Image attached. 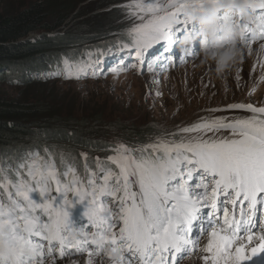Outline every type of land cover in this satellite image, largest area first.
I'll return each mask as SVG.
<instances>
[{
  "label": "snow or ice",
  "instance_id": "obj_1",
  "mask_svg": "<svg viewBox=\"0 0 264 264\" xmlns=\"http://www.w3.org/2000/svg\"><path fill=\"white\" fill-rule=\"evenodd\" d=\"M187 7L189 0H138L129 14L144 22L124 33L129 40L121 48L130 51L119 58L120 71L139 66L140 74L153 72L156 84L158 75L174 63L194 59V54L172 55L178 38L189 29ZM248 32L247 45L264 40V12L257 14L256 28ZM154 45L158 51H149ZM99 54L89 52L86 60L66 57L52 75H104ZM110 70L116 72L115 67ZM229 109L257 115L230 121L201 118L172 133L171 139L161 135L137 148L119 144L108 157L118 173L97 162L102 180L89 172L85 183L73 165L66 166L68 179L62 180L54 161L39 152L25 154L16 164L15 179L0 168V189L7 197L5 202L0 196V264H56L57 255L70 254L66 249L87 251L88 264L101 251L114 264H180L197 250L205 254L204 264H264V107L239 104ZM222 132L230 134L216 135ZM61 162H66L63 153ZM34 192L39 202L31 198ZM53 192L63 196L61 204ZM106 197L118 206L108 207L102 199ZM74 201L86 204L84 217L95 232L72 226L69 209ZM201 236L207 237L202 248ZM90 244L96 249L89 250ZM117 252L118 260L113 255Z\"/></svg>",
  "mask_w": 264,
  "mask_h": 264
},
{
  "label": "trees",
  "instance_id": "obj_2",
  "mask_svg": "<svg viewBox=\"0 0 264 264\" xmlns=\"http://www.w3.org/2000/svg\"><path fill=\"white\" fill-rule=\"evenodd\" d=\"M109 1L114 4L116 0H26L20 7L0 5V83L14 88L11 94L0 93V168L13 179L16 164L25 154L39 152L41 157L54 161L58 178L68 179L64 175L66 166L73 165L83 180L97 164L82 159L78 151L110 155L115 154L116 148L102 139H94L102 133L92 132L90 126L103 128L115 119L127 137L136 139L157 132L145 121L138 126L142 122L129 120L130 117L112 118L113 114L107 117L99 110L98 102L68 93L58 84L77 78L52 75L66 57L86 60L89 52H99V56L105 57L101 61L106 62L110 56L113 59L120 54L114 49L85 51V34L68 28L92 9L90 5L106 7ZM97 24L98 21L91 27ZM32 33H38L35 43L34 38L28 39ZM44 73L50 78L38 75ZM61 153L66 157L65 163L61 162Z\"/></svg>",
  "mask_w": 264,
  "mask_h": 264
},
{
  "label": "rangeland",
  "instance_id": "obj_3",
  "mask_svg": "<svg viewBox=\"0 0 264 264\" xmlns=\"http://www.w3.org/2000/svg\"><path fill=\"white\" fill-rule=\"evenodd\" d=\"M25 2L26 0H23V4L19 0H0V5L8 4L20 7ZM112 2L109 1L106 7L100 8H95L97 4L90 5L92 9L88 12L85 9L84 11L87 13L73 26L68 25V28L75 29V31L79 30L81 31L80 34L93 35L92 38H86L87 43L85 45L97 42L96 44L99 45L95 50L127 43L128 36L123 33H113L114 31H111L113 28L110 25L115 23L128 30L144 22L139 20L137 16L129 14L130 11L135 10V4L138 0H116L114 4ZM139 2L143 3L145 0H139ZM158 2H163V0H158ZM114 5H119L116 7L117 11L110 10L111 8L114 10ZM96 21L100 22V25L96 28L95 26L91 27ZM98 31H103L102 34L110 33L96 36L95 33ZM34 37H38V33H32L28 39ZM105 41L106 43L101 44ZM244 47L240 63L236 69L220 76L215 72V65L210 59L207 49L199 51L198 46H196L197 51L194 59L164 70L162 74L158 75L159 82L156 84L152 83V71L139 75L120 71V69L113 72L110 70L113 67H108L105 74L95 77L96 79L81 78L62 81L58 84L61 88L68 90V93L74 92L76 95H82L98 102L99 110L103 111L107 117L110 114H113L114 117L111 116L112 118L130 117L129 120L142 122L137 124L138 126L144 125L143 121L147 122L149 126L152 124L157 131L156 133L136 139L122 134L120 126H118L119 120L112 119L103 128L89 127V130L94 133H102L93 137L94 139H102L116 147L123 144L125 147L137 148L153 142L161 135H166L167 138L171 139L173 138L172 133H178L180 128L187 127L201 118L222 117L230 121L257 115L246 110L229 109L230 105L239 104H251L257 108L264 107V40L245 44ZM12 90L14 88H11L10 85L0 83V93L11 94ZM157 90L160 95H156ZM213 109H219V111H211ZM229 134L222 132L216 135L227 136ZM207 135L211 136L213 133ZM179 138V135L175 136V139ZM136 140L139 142H133ZM78 153L84 160H92L94 164L103 161L119 172L116 165L108 161V157L115 154L104 155L84 151H78ZM93 171L97 172V166ZM102 178L99 177L98 179L101 180ZM83 180L86 183V175H84ZM10 191L13 192L14 189ZM52 194L56 196V199L60 197L63 201L61 194L55 192ZM0 196L7 202V197L2 189H0ZM35 197L31 194L32 199ZM38 197L40 199L39 194ZM13 198L16 197L13 195ZM206 243L207 237L204 236L199 241V246L202 248ZM204 255L198 250L184 260L182 264H204L202 259ZM92 260L93 264H114V261H107L96 255L92 257ZM88 261L89 255L86 253L80 256L56 259V264H88ZM47 264H52V262L49 260Z\"/></svg>",
  "mask_w": 264,
  "mask_h": 264
},
{
  "label": "clouds",
  "instance_id": "obj_4",
  "mask_svg": "<svg viewBox=\"0 0 264 264\" xmlns=\"http://www.w3.org/2000/svg\"><path fill=\"white\" fill-rule=\"evenodd\" d=\"M262 6L264 0H203L202 5H189L185 9V16L198 26L199 31L186 33L178 42L181 53L187 56L194 42L201 39L207 42L206 49L218 75L234 71L245 49L248 29L255 30L257 14L264 9ZM116 46L99 50H111ZM119 255L117 252V260Z\"/></svg>",
  "mask_w": 264,
  "mask_h": 264
},
{
  "label": "water",
  "instance_id": "obj_5",
  "mask_svg": "<svg viewBox=\"0 0 264 264\" xmlns=\"http://www.w3.org/2000/svg\"><path fill=\"white\" fill-rule=\"evenodd\" d=\"M98 25H100V22L97 24V26H95V28L96 27H98ZM113 29H111V31H114L113 33H125V31H126V29L125 28H123V27H121V26H119V25H117V24H115V23H113L112 25H110ZM94 28V29H95ZM97 31V30H96ZM102 32L103 31H98L97 33H95V35L96 36H100V35H108L110 32H108V33H105V34H102ZM85 36L87 37V38H92V36L93 35H87V34H85ZM97 43V42H96ZM90 44V45H85L84 47H83V50H85V51H92V50H95V48H97L98 46L97 45H99V44ZM104 43H106V41L105 42H103V43H101V44H104ZM118 46H120V45H118ZM129 71V70H128Z\"/></svg>",
  "mask_w": 264,
  "mask_h": 264
},
{
  "label": "bare ground",
  "instance_id": "obj_6",
  "mask_svg": "<svg viewBox=\"0 0 264 264\" xmlns=\"http://www.w3.org/2000/svg\"><path fill=\"white\" fill-rule=\"evenodd\" d=\"M188 32H193V31H195V32H198L199 31V28H198V26H194V25H189V29L187 30ZM187 31L186 32H184L179 38H178V40L177 41H180L182 38H183V36L187 33ZM137 69V67L136 68H132V69H130L129 71H125V72H129V73H134L135 72V70ZM206 71V70H205ZM204 72V71H203ZM216 72V71H215ZM135 74V73H134ZM128 75H130V74H128ZM206 75V74H205ZM216 75V74H215ZM220 76V75H219ZM223 77V76H222ZM225 78V77H224ZM217 79V78H216ZM212 80H214V79H212ZM255 81V80H254ZM248 85V84H247ZM68 257H70V256H68Z\"/></svg>",
  "mask_w": 264,
  "mask_h": 264
}]
</instances>
